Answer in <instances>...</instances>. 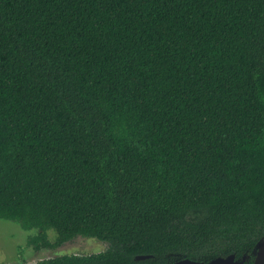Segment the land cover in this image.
I'll use <instances>...</instances> for the list:
<instances>
[{
	"label": "trees",
	"instance_id": "trees-1",
	"mask_svg": "<svg viewBox=\"0 0 264 264\" xmlns=\"http://www.w3.org/2000/svg\"><path fill=\"white\" fill-rule=\"evenodd\" d=\"M0 220L107 244L37 264H252L264 0H0Z\"/></svg>",
	"mask_w": 264,
	"mask_h": 264
},
{
	"label": "rangeland",
	"instance_id": "rangeland-1",
	"mask_svg": "<svg viewBox=\"0 0 264 264\" xmlns=\"http://www.w3.org/2000/svg\"><path fill=\"white\" fill-rule=\"evenodd\" d=\"M35 230H23L13 222L0 220V264H37L60 255H89L104 251L107 244L95 238L78 236L53 250L34 251L27 246V238ZM48 239L54 242L56 233L48 230Z\"/></svg>",
	"mask_w": 264,
	"mask_h": 264
},
{
	"label": "water",
	"instance_id": "water-1",
	"mask_svg": "<svg viewBox=\"0 0 264 264\" xmlns=\"http://www.w3.org/2000/svg\"><path fill=\"white\" fill-rule=\"evenodd\" d=\"M149 257V255H138L135 259L144 260ZM244 259L245 257L241 261H237L234 255H228L226 257H217L207 262L183 258L168 264H241ZM252 264H264V235L256 244V255Z\"/></svg>",
	"mask_w": 264,
	"mask_h": 264
}]
</instances>
